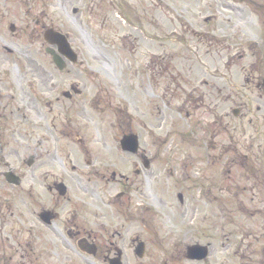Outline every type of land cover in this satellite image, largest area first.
I'll use <instances>...</instances> for the list:
<instances>
[{
    "label": "flooded vegetation",
    "instance_id": "af4514ba",
    "mask_svg": "<svg viewBox=\"0 0 264 264\" xmlns=\"http://www.w3.org/2000/svg\"><path fill=\"white\" fill-rule=\"evenodd\" d=\"M88 1L91 23L103 17L102 36L133 43L134 53H117L112 84V72L89 60L0 76V264H206L210 249L205 258L189 257L187 248L173 254L181 243L157 245L149 223L157 212L153 187L183 185L195 160L198 199L221 200L213 215L232 213V238L219 243L226 252L213 264H264V0H179L180 8L169 0L166 37L193 56L156 53L157 0H110L119 21ZM44 23L35 19L34 29L54 27ZM223 24L229 29L221 33ZM226 35L231 65H214L210 53L213 65H204L192 41ZM142 42L152 43L149 53H137ZM183 55L199 65H187ZM229 68L231 74L220 73ZM226 101L238 108L221 113ZM91 118L101 120L97 131L106 124L103 146L86 134ZM130 134L139 142L135 152L121 146ZM178 197L184 201L182 192ZM155 248L166 251L158 258Z\"/></svg>",
    "mask_w": 264,
    "mask_h": 264
},
{
    "label": "rangeland",
    "instance_id": "374dc122",
    "mask_svg": "<svg viewBox=\"0 0 264 264\" xmlns=\"http://www.w3.org/2000/svg\"><path fill=\"white\" fill-rule=\"evenodd\" d=\"M96 1L97 0H94L91 10H94L95 5V12L99 13L98 9L101 6H104V9H102V11H104V15L105 13H110V18L115 21H119L115 14L116 9L109 8L111 3L109 2L110 0H104V3ZM157 1L159 5L157 7V12L162 19L161 20L159 18L162 29L158 26L157 31L161 37L153 43L156 53H164L165 55L174 53V56H181V53H189V56H193V50L188 51L185 48L186 46L177 39L166 37L164 30L170 29V24L173 23L170 11L164 10L168 0ZM177 2V7H182L183 3L179 0H177ZM90 6L91 3L88 0H0V76H8V73L11 72L17 74V71L19 73H23L25 71V66L28 65H32L33 67L41 65L46 70H54L51 67L53 63H51L50 57L46 54V48L48 46L43 38L44 33L42 27L38 26V28L34 29L35 19H40L42 21L44 20V24L46 25L53 24L54 27L58 29L60 28L64 32L69 33L75 49L79 53H84L86 60L93 62L95 66L104 69V71L112 72L113 80L108 78L105 74H102V76L103 78L104 76L107 77L108 83H114L117 78V75L114 73V69L115 67L120 66L117 53H134L132 48L133 43L129 44V49H124L122 48V43L117 40H104V37L102 36L103 34L99 33L101 28L104 29L103 17L97 15L93 17L91 16V23L90 17H88V14L85 13V9L89 10ZM223 19V15L220 14V22ZM12 23L16 25L14 32L10 30V24ZM222 27H224V29L219 30L221 33H224L229 29L228 24L227 27L225 24H223ZM225 38L228 40L227 35ZM150 44L152 43L142 42L137 53H149L148 47ZM193 46L199 48L198 53H203L201 58L204 62L203 64L213 65L208 60L209 58L207 53H210V55L215 54L216 56L217 61L214 65L222 67L231 65V62H229L231 53H228V43L221 44L215 41L210 42L206 40L204 43H198L195 41ZM183 56L187 57L186 55ZM187 59V61L183 60L187 65H199L198 61L193 60L192 58L189 59L188 57ZM41 69L38 68L37 70L43 74L44 70L42 69V72ZM220 70V73H226V75L228 73L231 74L232 72L230 68L228 70ZM70 72H75L76 74V70L74 69L73 71L71 69ZM237 72H240L239 68H237ZM24 76L26 77L25 72ZM28 77H32V74H29ZM243 78V75L238 76L237 85L239 87L245 83V79ZM12 79L16 81V75H14ZM103 80L107 81L106 78ZM85 81L89 82V80L86 79ZM221 89L224 90L222 87ZM242 97L244 99H248L247 97L250 98L257 96L247 94V96ZM226 102L227 103H221V113L224 111H230L232 113L233 108H238V106L234 103L230 101ZM159 106L160 108H163L161 103H159ZM252 107L253 112H255L257 103H254ZM161 112L163 113L162 116H170L169 113H165L162 109ZM173 118L179 120V122L181 121L175 115H173ZM88 120V124L90 126L88 127V130H86V134L90 136L93 133L95 135L93 138V145L103 146L104 121H102L101 129L97 131L96 126H98V123L101 120L99 119L100 121H98L96 118ZM110 123L111 121L109 124ZM107 129L110 131L111 127L109 126ZM108 138L109 143L115 145V142L111 139L110 134H108ZM158 143L161 145L159 141ZM69 144L73 145L70 141H67L64 145ZM175 144L182 145L180 144V138L176 139ZM199 167L200 164L196 160L190 163L189 168L187 167V176L189 173V177L183 182V185H177L174 179L175 177H172L171 181H175L174 186L169 184L167 185L166 182H161L158 185L163 186L162 188L157 186L153 187V197H150V200L156 205L157 212L156 218L149 222L152 225L150 232L156 230L157 245H159V241H161L163 245L167 247L166 250L170 249L171 242H180L181 244L177 247V249H172L173 254L179 250L187 248L185 246L187 243H191V245L201 244L208 246L210 249V260L206 264H213L215 261L214 259L223 257L226 252L220 247L219 243L224 241L228 242L230 241V238H232V235L230 234L231 231H233V225L231 224L232 213L228 212V216L225 219L219 214L213 215L212 209H215L216 204H221V200L214 199L213 201H208L206 199H198V187L201 185L197 183V173L200 170ZM216 168H218L217 165L212 169L213 173H216ZM238 174L239 173L237 172L236 181L241 183L240 187H242L244 181H240L238 179ZM229 176L230 175H228V178ZM211 177H213V175ZM216 178L218 180L217 176ZM168 186H173L169 190V193ZM224 188H226L225 185ZM179 192L184 194L183 202H180L179 200ZM148 194L151 196L149 192ZM224 198L225 197H223V199ZM213 202L216 204H213ZM202 208L203 210H208L209 217L204 215L206 213L202 210ZM166 250L155 248L156 257H162V251L165 252ZM175 262L176 261H173V264Z\"/></svg>",
    "mask_w": 264,
    "mask_h": 264
},
{
    "label": "water",
    "instance_id": "95a60500",
    "mask_svg": "<svg viewBox=\"0 0 264 264\" xmlns=\"http://www.w3.org/2000/svg\"><path fill=\"white\" fill-rule=\"evenodd\" d=\"M45 37L50 43L58 44L59 51L61 53L66 54V56L71 58L73 61L77 60V56H76L74 50L72 49V47H71V45H70V43H69V41L65 35H63L59 32H55L54 30H49V31H47ZM48 52H50L54 55V60L60 67L65 65L61 56L59 54H57L56 51H54L53 49H48ZM123 144H124L125 149L135 150V148L137 146V140H136V138L127 139L123 142ZM189 253H190V256H194L197 258H204L208 254V248L206 246L194 245V246H191L189 248Z\"/></svg>",
    "mask_w": 264,
    "mask_h": 264
}]
</instances>
